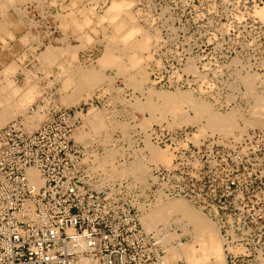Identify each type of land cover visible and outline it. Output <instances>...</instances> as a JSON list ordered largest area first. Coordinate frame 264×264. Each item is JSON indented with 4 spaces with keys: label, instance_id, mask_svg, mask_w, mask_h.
I'll return each mask as SVG.
<instances>
[{
    "label": "rangeland",
    "instance_id": "rangeland-1",
    "mask_svg": "<svg viewBox=\"0 0 264 264\" xmlns=\"http://www.w3.org/2000/svg\"><path fill=\"white\" fill-rule=\"evenodd\" d=\"M260 12L264 0H0V127L20 119L29 131L74 114L72 138L96 153L97 169L141 186L131 199L140 219L180 201L211 226L214 256L186 219L152 213L147 233L164 264H264ZM197 104L225 124L212 129Z\"/></svg>",
    "mask_w": 264,
    "mask_h": 264
},
{
    "label": "built area",
    "instance_id": "built-area-1",
    "mask_svg": "<svg viewBox=\"0 0 264 264\" xmlns=\"http://www.w3.org/2000/svg\"><path fill=\"white\" fill-rule=\"evenodd\" d=\"M74 117L51 114L29 131L20 119L0 127V264H164L131 203L141 186L97 169L96 153L72 138ZM159 173L150 166L153 188Z\"/></svg>",
    "mask_w": 264,
    "mask_h": 264
},
{
    "label": "bare ground",
    "instance_id": "bare-ground-1",
    "mask_svg": "<svg viewBox=\"0 0 264 264\" xmlns=\"http://www.w3.org/2000/svg\"><path fill=\"white\" fill-rule=\"evenodd\" d=\"M113 7L114 8H121V7H126V3H124L123 1H120V3L119 4H117V3H114L113 4ZM112 8V7H111ZM261 17H264V13H262V12H260V14H259ZM132 35H133V32L131 31H127V33H126V37H123L122 38V40H126V39H128L129 37H132ZM113 39V38H112ZM121 39V38H120ZM112 41V40H111ZM120 43H121V40H120ZM121 47H123L122 45H121ZM44 53V52H43ZM48 55V54H47ZM48 57V56H47ZM132 63L133 64H137V59H135V58H133L132 60ZM155 96H157V98L160 100V101H162L164 104H166V103H168L169 101L171 102V101H173L174 99L173 98H171V97H168V96H166V95H164V94H160V93H156V95ZM195 108H196V110H199L202 114H200V117H202V118H204L205 119V121H206V123L212 128H218L219 127V125L220 126H222V124H225V119H220V118H218L217 116H215L214 114H212L204 105H201V104H197V105H195L194 106ZM145 109H147V110H152L153 112H154V110H155V107L153 106V105H151V104H149V105H146L145 107H144ZM259 108V107H258ZM162 110V109H161ZM151 111V112H152ZM170 111V110H169ZM193 118H195V117H191V119L193 120ZM154 123V122H153ZM212 128V129H213ZM214 128V129H215ZM208 129V128H207ZM146 140V139H145ZM147 140H148V138H147ZM143 151V150H142ZM149 153V152H148ZM153 153L155 154V151H154V149H151L150 150V154H151V158L152 157H154V156H152L153 155ZM156 155V154H155ZM155 160V159H154ZM141 165V164H140ZM31 176L32 177H34V173L33 172H31ZM151 211V210H150ZM161 211H166V212H171V213H175V214H178V215H180L182 218H184V219H186V221L189 223V224H191L192 225V227H193V229L192 230H195L199 235H197L198 237H201L202 236V243H201V246H200V248L202 247L203 248V251H205L208 255H216V245L214 244V242H213V232H212V230H211V226L207 223V222H205V221H203L202 219H201V217L199 216V215H197L196 213H194L193 211H190V209H188L186 206H185V204L184 203H182V202H180V201H168V202H166V203H164L161 207H159V208H155V210L154 211H152V213H154V214H157L158 212H161ZM144 213V212H143ZM152 213H150L149 215L147 214V215H145V216H143L140 220H141V223H142V225H143V228H144V230L147 232L150 228H154L153 227V225H151L150 223H148L147 224V218L148 217H151V216H153L152 215ZM162 213V212H161ZM167 214V213H166ZM165 214V215H166ZM158 215H160V214H157V216ZM156 215H154V219L155 218H158V217H155ZM161 217V216H160ZM162 219V218H161ZM149 220H152V218H150ZM148 220V221H149ZM160 220V219H159ZM154 221H157V220H154ZM150 224V225H149ZM154 224H155V222H154ZM149 226H152V227H149ZM149 231H151V230H149ZM198 237H196V238H198ZM195 239V238H194ZM201 239V238H200ZM196 240H198V239H196ZM159 241V240H158ZM199 241V242H200ZM179 250V249H178ZM202 251V252H203ZM183 252H184V250H183ZM189 252V251H188ZM191 252V254L192 253H196L198 256H199V254L201 253V251H198L197 250V252H199V253H197L196 251H190ZM181 253V252H180ZM186 253V249H185V252H184V254ZM194 253V254H195ZM204 253V252H203ZM188 255V254H187ZM184 256V255H183ZM186 256V255H185ZM201 256V255H200ZM191 257H193V255L191 256ZM196 257V256H195ZM202 257H203V255H202ZM190 259V258H189ZM189 259H187V256H186V261L185 262H187L186 264H188V261H189ZM197 259V258H196ZM198 259H200L199 257H198ZM188 260V261H187ZM193 261V260H192Z\"/></svg>",
    "mask_w": 264,
    "mask_h": 264
}]
</instances>
